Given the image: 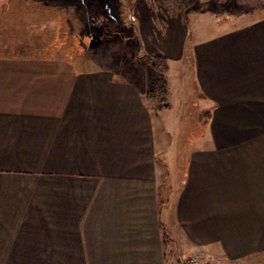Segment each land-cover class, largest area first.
Masks as SVG:
<instances>
[{
  "label": "crops",
  "instance_id": "obj_1",
  "mask_svg": "<svg viewBox=\"0 0 264 264\" xmlns=\"http://www.w3.org/2000/svg\"><path fill=\"white\" fill-rule=\"evenodd\" d=\"M0 11V264H174L166 235L220 264H264V0L190 45L166 40L180 43L163 52L168 83V59L186 60L209 109L176 150L152 77L73 61L62 18L29 2Z\"/></svg>",
  "mask_w": 264,
  "mask_h": 264
},
{
  "label": "rangeland",
  "instance_id": "obj_2",
  "mask_svg": "<svg viewBox=\"0 0 264 264\" xmlns=\"http://www.w3.org/2000/svg\"><path fill=\"white\" fill-rule=\"evenodd\" d=\"M24 2L31 4L33 12L39 10L43 13L46 10L41 17L53 20L62 18V50L65 53L68 51L67 56H73L74 53L80 56L73 61L82 64L87 58L93 57L96 66L123 69L128 72L130 79L144 81L152 77L153 71L148 61L140 59L139 55H163L165 48L170 45H180L179 42L166 43L167 39L173 37L178 41L185 37V44L190 45L194 38L204 34L202 29L205 30L209 25L215 30L231 27L235 20L233 18L241 17V21L247 19L246 11L253 4V0H0V10L9 4ZM187 2L197 4L185 7ZM203 9H206L205 12ZM199 13L203 14L196 18ZM204 14H208V17ZM209 14H212L210 18ZM181 20L187 27L175 30L174 22L180 25ZM65 29L70 34L67 38ZM77 29L83 33L74 37ZM168 61L171 71L175 73L167 89L168 98L170 96V100H167L169 105L171 102L174 104V113L166 115L161 112L165 109L162 108L160 114L174 136L171 145L176 150L189 137L194 138L205 130L209 109L200 106L204 104L203 93L198 91L191 69L188 67L185 70L187 61L173 58ZM181 73H186L189 79L181 76ZM174 119L177 120L175 125L170 122ZM173 160L168 162L170 168L174 164ZM165 237V245L169 247L168 253H172L174 264H184L196 253L208 259L210 264H220L200 252L180 250L177 245L179 242L173 236Z\"/></svg>",
  "mask_w": 264,
  "mask_h": 264
},
{
  "label": "trees",
  "instance_id": "obj_3",
  "mask_svg": "<svg viewBox=\"0 0 264 264\" xmlns=\"http://www.w3.org/2000/svg\"><path fill=\"white\" fill-rule=\"evenodd\" d=\"M140 59H145L150 64L153 74L151 88L147 93V98L154 103V109L156 111L162 108H169L168 103V81L167 71L168 62L163 55L157 54H144L139 55Z\"/></svg>",
  "mask_w": 264,
  "mask_h": 264
},
{
  "label": "built area",
  "instance_id": "obj_4",
  "mask_svg": "<svg viewBox=\"0 0 264 264\" xmlns=\"http://www.w3.org/2000/svg\"><path fill=\"white\" fill-rule=\"evenodd\" d=\"M184 264H210L208 259L196 253L191 255Z\"/></svg>",
  "mask_w": 264,
  "mask_h": 264
}]
</instances>
